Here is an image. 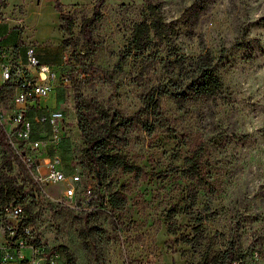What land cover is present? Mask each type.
Listing matches in <instances>:
<instances>
[{"label": "rangeland", "instance_id": "1", "mask_svg": "<svg viewBox=\"0 0 264 264\" xmlns=\"http://www.w3.org/2000/svg\"><path fill=\"white\" fill-rule=\"evenodd\" d=\"M59 1L74 16L72 34L62 30L55 0H0V49L23 54L34 45L42 61L71 78L67 85L59 80L41 104L63 109L68 121L60 154L69 172L79 171L71 203L80 208L59 201L61 182L27 184L22 203L37 239L59 250L63 264H68L67 250L78 264H200L207 242L213 252L237 249L241 259L232 264H264V0H151L172 32L120 65L119 53L133 24L146 15L148 0H105L92 30L93 52L80 25L96 0ZM206 51L222 87L215 97L179 108L170 92L187 73L181 59L186 67ZM158 84L169 91L160 97L161 122L146 130L134 120L109 142L112 152L139 171L116 167L99 180L84 154L76 97L104 108L94 120L116 121L135 113ZM13 94L0 91V112L13 107ZM197 149L206 180L202 186L181 173L185 156ZM2 157L0 148V162ZM2 176L18 183L23 178L15 163L0 167ZM88 187L89 201L83 197ZM173 204L178 211L170 219ZM199 222L201 242L184 241Z\"/></svg>", "mask_w": 264, "mask_h": 264}, {"label": "trees", "instance_id": "2", "mask_svg": "<svg viewBox=\"0 0 264 264\" xmlns=\"http://www.w3.org/2000/svg\"><path fill=\"white\" fill-rule=\"evenodd\" d=\"M55 2L59 11L62 30L67 34H72L74 16L64 10V6L59 0H55ZM104 2L105 0H96L92 13L89 16L83 17L81 21L80 34L85 38L90 52H93L95 47V42L91 37L92 30L102 17ZM146 10V15L133 24L127 45L119 53L118 65L123 63L132 52L146 50L151 45L153 39L163 41L169 38L172 28L165 20L160 6L148 0ZM189 60V63L184 67V59H181L180 67L183 71L187 69V73L181 80L174 82L175 84H179V86L170 92L171 98L179 108H185L189 101L215 97L222 87V81L217 72L214 58L209 51ZM3 89L4 86H0V91H3ZM168 92V89L163 84L154 85L147 91L143 99V105L135 113L127 116L121 115L116 121L105 120L103 123L93 118V114L95 113L106 112L101 105L83 97H76L75 108L77 109L78 127L87 143V149L84 154L88 163L95 169L99 180L103 181L116 167H122L126 171H139V167L129 163L121 153L110 150V138L119 127L127 126L134 120L140 121L142 127L146 130H152L156 122L160 123L162 120L160 97ZM0 148L3 151L0 167L11 168L12 164L15 163L23 177L21 183H18L11 177L4 178L5 176H2L0 178V201L12 200L22 203L27 198L25 186L27 184L34 186L35 184L32 182L18 156L14 153L1 123ZM200 158V149L194 150L190 155L185 156L181 173L185 177L196 180L197 184L202 186L206 183V180L203 175ZM177 211L176 204L171 205L168 209V217L171 219ZM30 218L31 213L26 216L25 222L28 223ZM168 229L171 232H176V228L171 224ZM194 230L195 233L192 237L184 236L182 237L183 240L199 244L203 238L202 223L199 222ZM57 246L64 245L60 244ZM66 258L68 264H78L71 251L67 250ZM239 259H241V253L233 246L222 251L213 252L211 242H207L200 264H232Z\"/></svg>", "mask_w": 264, "mask_h": 264}, {"label": "built area", "instance_id": "3", "mask_svg": "<svg viewBox=\"0 0 264 264\" xmlns=\"http://www.w3.org/2000/svg\"><path fill=\"white\" fill-rule=\"evenodd\" d=\"M59 80L64 85L71 82L69 75H60L42 61L34 45H28L23 54L15 48L0 49V86L14 93L13 107L0 112L8 142L35 185L63 183L59 201L80 208L71 203L78 193L79 171L69 172L60 154L68 121L63 109L41 104V98L55 91ZM91 192L88 187L87 194L83 193L87 201ZM25 218L23 203L0 201V264H63L62 253L45 247Z\"/></svg>", "mask_w": 264, "mask_h": 264}]
</instances>
